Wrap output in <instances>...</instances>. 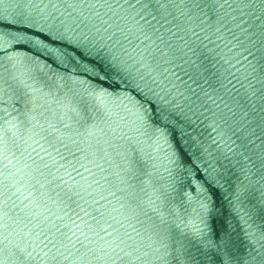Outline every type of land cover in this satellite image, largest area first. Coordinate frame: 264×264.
Returning a JSON list of instances; mask_svg holds the SVG:
<instances>
[{"label":"water","instance_id":"1","mask_svg":"<svg viewBox=\"0 0 264 264\" xmlns=\"http://www.w3.org/2000/svg\"><path fill=\"white\" fill-rule=\"evenodd\" d=\"M143 2L0 0V264H264V5Z\"/></svg>","mask_w":264,"mask_h":264},{"label":"snow or ice","instance_id":"2","mask_svg":"<svg viewBox=\"0 0 264 264\" xmlns=\"http://www.w3.org/2000/svg\"><path fill=\"white\" fill-rule=\"evenodd\" d=\"M141 2V0H138V3ZM261 5H264V0H259ZM157 5H159V7H164V5H160L159 0H145V2L142 3V7L144 9H148V8H154L156 11H159V7H156ZM260 50L262 52H264V36L261 37L260 41ZM50 128H54L55 129V125L50 124L49 125ZM42 132H47V129L42 128L41 129ZM56 131H59V129H56ZM91 135V132L85 128L84 133H81V135ZM49 136L51 137V139H49ZM44 139L50 144L51 147H53L56 150L57 155H60L62 160H66L67 157H65L61 152L60 149L56 147V144L59 143L67 152L69 155L71 156H75V152L72 149V146L69 143H65L63 139L56 137L55 135H53L52 133H48L47 136L44 137ZM73 144H75V141H72ZM0 144L3 145L2 148H0V151L3 152H7L8 150V142L6 139L0 138ZM79 151H83V149L79 148L77 146ZM51 155V154H49ZM97 155H99V153H97ZM101 159L103 157H100ZM55 162V161H54ZM92 163H95V160L90 161ZM34 164H36V168L34 169V173L38 174L39 177H42L43 180L46 182L45 183H41V181L39 179H37L36 175H33V179H36L37 183L41 184V187H47V192L46 193H41V196L47 194L48 199H53V193L55 194V197H59L60 198V202L61 203H65L68 204L70 206L71 203H75L74 197L75 196H79L80 192L79 191H74L73 188L71 186H69L67 188V190H65L63 187H61V184L59 183V181H61L63 178L62 177H58L55 173L52 172L51 168L49 167V165L47 163H44L43 160H41L40 163H37L36 161H33ZM97 167H100L101 172H104L105 169H103L99 164L96 165ZM7 166L5 165V168ZM57 171H59V169H57ZM6 179V178H5ZM102 179L104 180V182L106 184H108V189L107 191L110 192V194L114 197H116L118 202H121V200H123V202L121 203V207L125 208L126 211H130V212H137L138 210H143L141 207V204L139 203V198L135 195H128L125 194L124 197H120L117 196V192H123V189H119L116 187L115 184H113L108 176H103ZM125 181L122 179L121 183H124ZM66 183V182H65ZM96 183L99 185V180L96 181ZM7 188L8 185L5 183V181H0V197H6L7 196ZM116 189V191H112V189ZM57 189H59V191H57ZM103 199H107V197H102ZM104 213L101 212V217H103ZM97 223H99V221H97Z\"/></svg>","mask_w":264,"mask_h":264}]
</instances>
